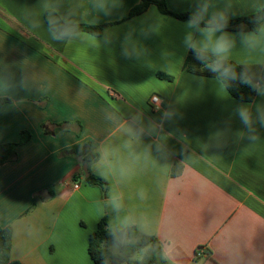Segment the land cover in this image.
Wrapping results in <instances>:
<instances>
[{
  "label": "crops",
  "instance_id": "1",
  "mask_svg": "<svg viewBox=\"0 0 264 264\" xmlns=\"http://www.w3.org/2000/svg\"><path fill=\"white\" fill-rule=\"evenodd\" d=\"M165 2L191 15L204 0ZM210 3L230 19L264 7V0ZM137 4L0 0V145L23 139L15 158L0 165V226L12 231L10 258L94 264L88 236L102 211L110 217L105 201L115 190L128 208L157 221L172 264H264V123L255 108L264 95L238 101L216 78L184 71L187 20L154 5L128 17ZM47 10L77 26H104L102 33L55 40ZM231 61L262 65L264 53H249L237 35ZM242 104L252 108L255 140L237 114ZM104 147L119 149L110 159L130 171L119 183L110 176L102 192L85 179L99 176ZM89 154L96 159L88 164Z\"/></svg>",
  "mask_w": 264,
  "mask_h": 264
},
{
  "label": "clouds",
  "instance_id": "2",
  "mask_svg": "<svg viewBox=\"0 0 264 264\" xmlns=\"http://www.w3.org/2000/svg\"><path fill=\"white\" fill-rule=\"evenodd\" d=\"M211 8L210 0H204L203 3L198 4L196 10L185 22L186 33L182 40L185 50L192 51L203 68L215 74L221 89L226 91L230 81L239 79L241 83L250 86L258 94L264 95V88L256 81L250 66L231 62L233 51L237 46V35L240 36L241 44L246 51L264 53V21L257 20L252 31L233 34L226 30L230 20L228 12L226 10L210 11ZM253 15L254 17L257 15L255 5ZM48 19L52 38L55 40H69L79 34L78 26L72 21L61 22L53 15H50ZM237 67H241L242 71L238 73ZM255 108L260 114L261 122L264 123V105L256 104ZM237 114L241 122L250 130L249 138L257 139L253 128L254 117L251 106L240 105L237 108ZM118 152L117 148H101L96 165L101 179L107 181L111 176L119 183L128 177L130 170L118 161L114 162L110 159ZM139 194L143 199L145 196L143 189ZM105 204L111 210L104 229L110 238L107 241V256L117 259L126 257L127 264H147V261L155 255L163 260L164 264H172V251L164 248L157 250L158 245L151 243L152 238H158L156 220L144 212H135L128 208L121 191H110ZM104 215L107 213L102 211L101 216Z\"/></svg>",
  "mask_w": 264,
  "mask_h": 264
},
{
  "label": "trees",
  "instance_id": "3",
  "mask_svg": "<svg viewBox=\"0 0 264 264\" xmlns=\"http://www.w3.org/2000/svg\"><path fill=\"white\" fill-rule=\"evenodd\" d=\"M150 5H154L158 11L162 14L169 15L171 17L180 19V20H188L190 18V14L187 12L176 13L168 9L165 0H138V4L135 5L129 12L128 17H133L144 12ZM56 16L61 22H63L57 14L53 11L47 10L44 12L43 18L46 25L50 28L49 25V16ZM257 20L264 21V7L259 8L257 10V15L254 17L253 14L242 16L229 20V26L227 30L237 29L244 31H252L255 27ZM104 26H93V25H78L79 31L86 32L88 34L99 36L102 33V29ZM233 64H237L231 61ZM250 66L251 72L255 75L256 81L260 84L261 87H264V64L262 65H248ZM183 69L186 72H189L194 75L206 76V77H215V74L207 71L203 68V65L200 61L196 60L194 57V53L192 51H188L184 63ZM236 71L239 73L242 71L241 67H237ZM159 77L170 80L171 77L165 74H158ZM227 92L231 97L238 101L242 102H251L254 100L257 91H255L250 86L243 84L239 79L230 81L227 87ZM6 102V99L0 98V106ZM23 137V135H22ZM23 141V139H22ZM20 140L19 143H9L0 145V165L11 161L15 158L16 147L22 143ZM96 159L95 154H89L85 158L86 163H91ZM86 183L90 186L99 187L102 192H105L108 188V184L105 180L101 179L99 176H95L89 174L86 179ZM107 222V217L104 215L98 222L96 229L91 232L88 236L87 241V253L90 260L94 264H105L107 260V264H127V258L117 259L111 256L106 255V250L108 247L107 241L110 239L105 232V225ZM11 236L12 231L10 227H1L0 226V264H21L19 261L12 260L10 258V248H11ZM151 243L158 245L157 250L161 247L160 241L154 237L151 240ZM134 250V249H133ZM147 264H164L163 260H160L158 256H153L150 260L147 261Z\"/></svg>",
  "mask_w": 264,
  "mask_h": 264
},
{
  "label": "built area",
  "instance_id": "4",
  "mask_svg": "<svg viewBox=\"0 0 264 264\" xmlns=\"http://www.w3.org/2000/svg\"><path fill=\"white\" fill-rule=\"evenodd\" d=\"M160 99L158 96L154 95L151 97V103L154 104V105H158ZM75 188L78 187V185H74ZM201 255V249L199 248L198 249V253H197V256Z\"/></svg>",
  "mask_w": 264,
  "mask_h": 264
},
{
  "label": "water",
  "instance_id": "5",
  "mask_svg": "<svg viewBox=\"0 0 264 264\" xmlns=\"http://www.w3.org/2000/svg\"><path fill=\"white\" fill-rule=\"evenodd\" d=\"M84 172L86 173V167L84 168ZM87 174V173H86Z\"/></svg>",
  "mask_w": 264,
  "mask_h": 264
}]
</instances>
